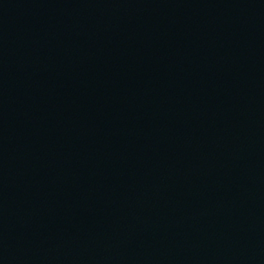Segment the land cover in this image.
Returning <instances> with one entry per match:
<instances>
[{
    "label": "water",
    "instance_id": "obj_1",
    "mask_svg": "<svg viewBox=\"0 0 264 264\" xmlns=\"http://www.w3.org/2000/svg\"><path fill=\"white\" fill-rule=\"evenodd\" d=\"M0 264H264V0H0Z\"/></svg>",
    "mask_w": 264,
    "mask_h": 264
}]
</instances>
